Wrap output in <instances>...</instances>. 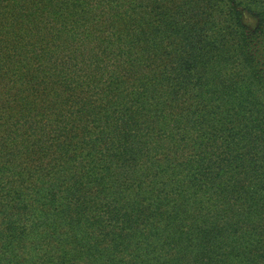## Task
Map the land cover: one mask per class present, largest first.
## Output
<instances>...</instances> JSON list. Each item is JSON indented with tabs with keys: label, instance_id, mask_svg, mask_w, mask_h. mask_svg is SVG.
I'll list each match as a JSON object with an SVG mask.
<instances>
[{
	"label": "trees",
	"instance_id": "1",
	"mask_svg": "<svg viewBox=\"0 0 264 264\" xmlns=\"http://www.w3.org/2000/svg\"><path fill=\"white\" fill-rule=\"evenodd\" d=\"M0 264H264V0H0Z\"/></svg>",
	"mask_w": 264,
	"mask_h": 264
},
{
	"label": "rangeland",
	"instance_id": "2",
	"mask_svg": "<svg viewBox=\"0 0 264 264\" xmlns=\"http://www.w3.org/2000/svg\"><path fill=\"white\" fill-rule=\"evenodd\" d=\"M15 119H16V118H15ZM15 119H12V120H11V122H12L13 120H15ZM14 238H15V240H16V239H18V238H17V237H15V236H14ZM10 247L12 248V247H14V245H13V246L11 245ZM8 253H9V252H8ZM11 254H12V253H11ZM7 257H10V255H9V254H7Z\"/></svg>",
	"mask_w": 264,
	"mask_h": 264
}]
</instances>
